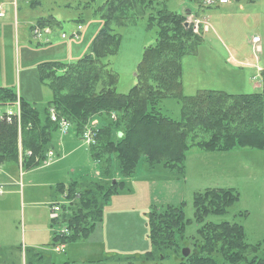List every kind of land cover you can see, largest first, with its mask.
I'll return each instance as SVG.
<instances>
[{"label":"trees","instance_id":"trees-1","mask_svg":"<svg viewBox=\"0 0 264 264\" xmlns=\"http://www.w3.org/2000/svg\"><path fill=\"white\" fill-rule=\"evenodd\" d=\"M21 1L31 10L41 6V0ZM233 1L251 4L255 0ZM93 3L89 0L82 7L84 12L91 10V17L99 22L87 52L72 62L44 60L35 65L37 82L51 94L45 104L24 100L15 87H0V106L19 103L18 120H0V165L36 169L56 149L54 140L60 132V120L81 138L94 117L107 115L104 125L93 131L94 144L89 151L102 176L108 175V161L114 159L119 179L104 183L94 178L54 187L63 202L60 218L50 221V247L87 240L102 222L112 197L131 192L125 180L133 175L141 157L149 169L159 165L183 179L187 153L193 148L211 153L264 150V71L260 73L259 93L199 90L184 96L181 60L196 55L202 43V38L185 26L187 14L169 11L161 0H102L96 7ZM137 21H143L145 31L155 30V40L142 51L135 67V85L120 94L115 89L118 76L110 68L111 59L121 45L118 30ZM75 22L81 26L84 21L78 17ZM34 26L55 29L60 22L48 15L36 18L30 33ZM49 45L36 44L35 49ZM165 99L180 104L177 119L159 109ZM51 110L56 122L51 121ZM111 113L114 119H109ZM140 127L150 129L143 134L148 137L145 146L136 139L135 131ZM238 200L239 193L234 189H205L194 194L195 223L201 224L208 215L225 214ZM183 205L151 206L145 223L149 250L126 259L138 257L144 263L163 264L173 255L175 264H264L263 241L248 244L243 227L235 223H204L197 229V239L185 243L184 232L190 221L184 218ZM61 224L65 233L55 229ZM186 247L189 253L184 257L182 250ZM30 252L35 261L41 260L42 255H35L33 250H27V258Z\"/></svg>","mask_w":264,"mask_h":264},{"label":"rangeland","instance_id":"rangeland-1","mask_svg":"<svg viewBox=\"0 0 264 264\" xmlns=\"http://www.w3.org/2000/svg\"><path fill=\"white\" fill-rule=\"evenodd\" d=\"M3 1L0 10L5 13V17L1 23L8 26L11 36L7 35L0 47L1 67L5 68L8 80L18 93L23 94V91L26 93L27 90H31L32 93L28 92L29 97L35 98L38 104H45L51 94L36 82L31 63L39 60L69 61L83 55L87 52L88 44L97 31L99 22L91 17V10L84 12L82 9L89 0H41V6L35 10L29 9L19 0L18 11L15 9L16 0ZM163 1L169 11L179 14L192 13L193 18L200 23L198 31L193 32L202 38L196 55L185 56L181 60V91L184 96H192L199 90L223 91L228 94L260 92V73L264 71V0H255L251 4L230 0L227 5H218L217 2L209 5L204 2L205 0H161ZM101 2L102 0H94L93 6L96 7ZM48 15L57 19L60 27L44 28L48 29L49 33L40 36L33 35L32 31L30 33V27L35 24V19ZM78 17L84 21L81 26L75 22ZM189 18L190 16L187 15L186 20ZM205 23L207 27L202 28ZM77 27H81L80 35L73 38L71 34ZM118 32L121 36V45L118 54L111 59L110 68L118 76L115 86L117 93L125 94L135 85V67L143 49L154 42L155 30L145 31L143 21H137L133 25L119 29ZM45 43L51 46L47 49H44L45 46L39 47L38 49L41 50L34 53L25 52V50H35L36 44ZM3 83L6 84L4 77L0 79V85ZM35 84L36 91H34ZM18 104L16 101L4 107L13 113V111L17 112ZM159 109L173 119H177L180 114V104L174 99L162 100ZM2 110L3 107L0 111ZM99 116H102L104 122L100 125L99 120L93 118L85 128L86 131L95 132L104 125L107 115ZM108 117L114 119L115 115L111 113ZM146 130L150 129L140 127L135 131L136 139L144 146L148 138L143 135ZM68 139L70 146L64 149L63 145ZM54 142L60 144L62 150L58 145L55 151L47 154L45 161L36 169L26 171L15 164L0 165V192L1 189L3 190V194L0 195V264H23L27 238L39 243V250L33 249V251L43 255L40 261H35L33 253L30 252L28 259L31 261L28 260L27 264H59L67 260H75L73 264H157L141 262L138 257H135V260L126 258L131 255L141 256L149 250L145 223L150 207L177 206L181 203L184 204V218L190 221L184 232L185 243L197 239V229L204 223L228 222L243 227L248 244L254 245L263 241L261 251L264 249V166L262 164L264 150H238L220 158L218 162L206 163L202 158L194 156V152L199 151L193 148L195 151L186 158V173L183 179L159 165L149 169L145 158L141 157L133 175L125 180L131 188L130 193L133 194L134 187L135 194L122 193L118 197L121 199H115V202L122 198L127 199L119 205L128 212L130 209L134 212L118 214L116 220L120 222L118 226H109L113 223V218L110 216H116L104 213L103 225L97 227L87 240L82 243L67 244L62 252H55L48 246L50 234L47 203L50 202L51 194L53 197L59 196L54 191V187L59 184L52 186L51 191L48 185L54 183L66 185L70 181L94 178L106 183L111 178L117 181L119 177L114 159L108 161V175H100L99 165L96 166L88 158V147L81 138L74 135L71 127L65 134L60 130ZM71 152L73 153L70 154ZM175 179L181 181V187L177 188L175 182H172L171 184L176 188L170 189L171 194L166 198L165 193L157 186ZM28 181L43 186H31ZM147 181L149 184L151 182L157 184L154 188V199H157L158 203L153 201L151 206H145V199L141 193ZM205 189H234L239 193V200L229 207L225 214L208 215L201 224H197L193 217L192 200L194 194L202 193ZM20 191H23L22 195ZM179 195L181 203L177 199ZM56 201L61 205L63 198ZM105 212L107 213V210ZM60 226L62 224L56 225L55 229H59ZM114 227L115 231L112 233ZM110 242L116 243L110 244L114 245L116 250L109 252L104 258L99 248L102 244L108 246ZM174 259L175 256L172 255L163 260V264H175Z\"/></svg>","mask_w":264,"mask_h":264},{"label":"crops","instance_id":"crops-1","mask_svg":"<svg viewBox=\"0 0 264 264\" xmlns=\"http://www.w3.org/2000/svg\"><path fill=\"white\" fill-rule=\"evenodd\" d=\"M2 4H4V1L2 2V3H0V5L2 6ZM1 11V10H0ZM2 12V11H1ZM3 13V12H2ZM192 14V13H191ZM193 15V14H192ZM4 17H5V13H3V16L0 18V47L3 45V43L5 42V41H3V39L5 38V37H7V35H8V37H9V35L11 36V33H9V29H8V26H6L5 24H3V23H1V21H2V19H4ZM8 32V33H7ZM49 46H51V45H49ZM49 46H47L46 48L44 47V49H47ZM39 50H41V49H35V50H33V51H31V50H25V52H27V53H34V52H36V51H39ZM70 50H71V47H70ZM52 51H54V50H52ZM52 51H50V52H52ZM55 51H58L57 49H55ZM82 55V54H81ZM81 55H79V57L81 56ZM79 57H76V59L77 58H79ZM76 59H71V60H66L65 62H72V60H76ZM39 61H44V60H39ZM39 61H34L33 63H31L32 64V68L33 69H35V65L39 62ZM46 61V60H45ZM60 61H62V60H60ZM6 76V72H5V68L3 67H1V60H0V79L2 78V77H4L5 78V80H6V84L5 83H3V85H0V87H13V84L11 83V81H9L8 80V78H7V76ZM36 82H37V80H36ZM38 83V82H37ZM38 85L40 86V84L38 83ZM34 87H35V90L34 91H36V84L34 85ZM41 87V86H40ZM258 88H260V87H258ZM31 92V90H27L26 91V93H24V91H23V94H20V93H18L17 92V94H18V96L20 95L24 100H26V101H28V102H32V103H35V104H38V103H36L37 101L35 100V98H33V97H29L30 95L28 94V92ZM32 93V92H31ZM27 94V95H26ZM3 107V109L4 110H2V111H0V112H4L5 110H6V108L7 107H4V106H2ZM1 106H0V109L2 108ZM94 119H96V120H99V124L101 125V123L102 122H104V121H102L103 120V118H102V116H96V117H94ZM64 139V138H63ZM58 145H59V147L61 148V150H62V146L60 145V144H56L55 146L56 147H58ZM67 146H70V140L68 139V141H66L65 142V144L63 145V147H64V149H65V147H67ZM198 150V149H197ZM238 150H246V149H235V150H231V151H228V152H224V153H218V152H213V153H211V152H203V151H201V150H198L199 152H194L195 150H193V149H191V150H189L188 151V153H187V156H188V154H190L191 152H194L195 154H194V156H198V157H200V158H202L206 163H211V162H213V161H219V159L220 158H222V157H225L226 155H230L231 153H234V152H236V151H238ZM88 151H89V148H88ZM252 151V150H251ZM73 152H71L70 154H72ZM88 158H90L91 160H92V158H91V153H90V151H89V156H88ZM187 158V157H186ZM94 162V161H93ZM56 163V162H55ZM54 163V164H55ZM95 163V162H94ZM262 164H263V166H264V158H263V162H262ZM95 165L96 166H98L97 165V163H95ZM185 173H186V171H185ZM84 180V179H83ZM83 180H80V181H83ZM153 180V179H152ZM151 180V181H152ZM178 179H175V180H169V181H165V183H163V184H161L160 186H157L160 190H162L164 193H165V196H166V198H167V196L168 195H170L171 193H169V191H170V189L172 190V188H176V186H177V188H178V186L179 187H181L180 186V182L181 181H177ZM80 181H78V182H80ZM135 181V180H134ZM70 182H72V181H70ZM172 182H175V184H176V186L174 185V184H171ZM28 183L31 185V186H37V187H41V186H43V184H39V183H35V182H33V181H28ZM147 183V184H146ZM145 184V186L142 188V191H141V193L143 194V198L145 199V201H144V204H145V206H151L150 204H152V202L153 201H155V202H157V199H154V193H155V190H154V188L156 187V185L157 184H155V183H153V182H151L150 184H149V181H147ZM56 184H60V183H54V184H52V185H48V187H49V189H50V191L52 190V186H54V185H56ZM62 184V183H61ZM64 184V183H63ZM134 184V183H133ZM134 187H133V194H135L134 193ZM21 195L23 194V191H20L19 192ZM3 194V190L1 189V193H0V195H2ZM130 194H132V193H130ZM132 194V195H133ZM118 197H120L119 195L118 196H114V197H112V199L110 200V204L108 205V206H106L105 207V209H104V213L105 214H107V215H112V214H114L116 217H113V216H110V217H112L113 218V223H111V225H109V226H118V224H120V222L119 221H116L117 220V215L118 214H121L122 212H123V214L122 215H124V214H130V213H133L134 211H133V209H130V212H128V210H126V208H123V207H121V205H119V204H121V202H124V201H127V199H124V198H122V200H119V201H117V202H115V199H121V198H118ZM30 198H32V197H30ZM50 202L49 203H47L48 204V217H49V210H50V207H51V205H53V204H57L58 203V201H56L57 199H59V198H61L60 197V195L58 196V197H53V195L51 194L50 195ZM124 199V200H123ZM178 200H179V202H180V195L178 196V198H177ZM116 203L115 204V207H113V203ZM29 203L31 204V201H29ZM158 203V202H157ZM181 203V202H180ZM121 208V209H120ZM107 210V213L105 212ZM104 213H103V218H104ZM125 224H127V223H125ZM103 225V221L100 223V224H98V225H96V227H95V230L97 229V227H99V226H102ZM122 225V224H121ZM51 226H52V224H51V222H50V220H49V234H50V241H49V243H48V246H49V244H50V242H51V233H52V229L53 228H51ZM120 230H121V227H120ZM115 231V227H114V230H111V232L113 233ZM101 243H102V240H101ZM110 244H116V243H114V242H110L109 244H108V246H105V244H102V247L101 248H99V251H101L102 252V254H103V256H104V258H106V256L107 255H109V252H114V250H116L115 248L116 247H113L114 245H110ZM39 245V243H37V242H35L34 240H32V238H27L26 239V246H25V248H24V253H23V264H27V260H28V258H27V248H28V250H33V249H37V250H39L38 248L40 247V246H38ZM64 249H65V247H64ZM99 253V252H98ZM34 254H35V251H34ZM36 255V254H35ZM42 255V254H41ZM101 255V254H100ZM43 256V255H42ZM35 259V258H34ZM50 260V259H49ZM74 261L75 260H67V261H65V262H63V263H67V264H73L74 263ZM51 262V261H50ZM63 263H59V264H63ZM52 264V263H51ZM55 264V263H54Z\"/></svg>","mask_w":264,"mask_h":264},{"label":"built area","instance_id":"built-area-1","mask_svg":"<svg viewBox=\"0 0 264 264\" xmlns=\"http://www.w3.org/2000/svg\"><path fill=\"white\" fill-rule=\"evenodd\" d=\"M206 4H213L215 2H217L218 5H227L230 3V0H205ZM0 17H1V13H0ZM189 24L191 25L192 27V31L193 32H197L198 31V28L200 26V23H199V20H195L194 18H190L189 19ZM203 27H207L206 23L205 25L202 26ZM81 30V27H77L76 31H74L71 35L73 38H77L78 35H79V32ZM49 33V30L48 29H38V28H35L33 29L32 31V34L33 35H36V36H40V35H43V34H48ZM62 37H65L64 35H62ZM254 42H256V39H254ZM13 116V113L12 112H7L6 116L5 117H2L0 116V120H5L6 122H9L11 120ZM50 118H51V121L53 122H56V115L55 113L51 110L50 111ZM59 127H60V130H63L64 134L66 133L67 131V128H68V124L63 122L62 120L59 121ZM83 140H84V143L86 145H91L94 143V135H93V132L91 131H85L84 134H83ZM1 193V192H0ZM60 212V208L59 206H53L52 210H51V213H50V218L52 220H56L58 219V214ZM66 230L63 229L61 233H65ZM62 246L60 247H55V251L56 252H60L62 251Z\"/></svg>","mask_w":264,"mask_h":264},{"label":"water","instance_id":"water-1","mask_svg":"<svg viewBox=\"0 0 264 264\" xmlns=\"http://www.w3.org/2000/svg\"><path fill=\"white\" fill-rule=\"evenodd\" d=\"M186 25H187V24L185 23V26H186ZM188 253H189V250H188L187 248H184V249L182 250V254H183L184 257L187 256Z\"/></svg>","mask_w":264,"mask_h":264}]
</instances>
